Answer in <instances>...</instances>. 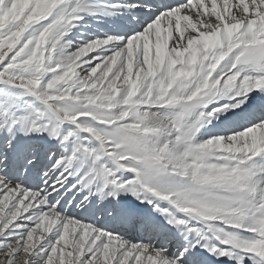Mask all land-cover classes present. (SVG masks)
Segmentation results:
<instances>
[{"label": "snow or ice", "instance_id": "1", "mask_svg": "<svg viewBox=\"0 0 264 264\" xmlns=\"http://www.w3.org/2000/svg\"><path fill=\"white\" fill-rule=\"evenodd\" d=\"M0 264H264V0H0Z\"/></svg>", "mask_w": 264, "mask_h": 264}]
</instances>
